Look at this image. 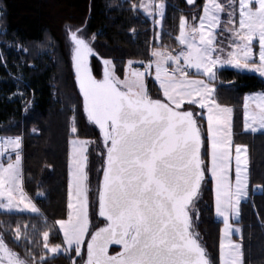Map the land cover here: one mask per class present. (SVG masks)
Segmentation results:
<instances>
[{
  "label": "snow or ice",
  "instance_id": "obj_1",
  "mask_svg": "<svg viewBox=\"0 0 264 264\" xmlns=\"http://www.w3.org/2000/svg\"><path fill=\"white\" fill-rule=\"evenodd\" d=\"M194 3L186 0L188 5ZM139 7L150 17L158 13L160 21L164 18L163 0L155 7ZM225 12L227 19L222 20ZM189 24V18L182 16L175 38L181 47L175 54L154 48V61L144 72L129 61L123 78L112 61L105 60L102 79L93 75L90 66L95 55L91 43L79 34L81 29H69L83 111L102 133L98 212L107 224L89 236L90 142L73 139L67 216L55 222L63 233V247L50 246L45 230L43 250H25L22 258L0 236V264H50L48 252H63L69 264H77L72 254L83 259L86 239L84 264H213L195 228L197 204L209 172L215 183V212L224 224L219 262L243 264V246L230 237L233 231H242L231 220L239 219L241 202L250 195L248 159L243 155L247 149L233 147V109L218 102L216 84L220 69L228 66L264 77V0H230L227 5L207 0L202 15L192 16ZM153 73L161 92L156 98L146 85ZM247 99L255 109L248 111L245 104V130H264V94ZM205 111L210 167L201 156L205 140L199 121ZM71 131L78 129L73 126ZM21 150V137L0 138V209L39 214L23 191ZM13 235L16 241L21 239L20 225ZM111 245L120 246L116 255H109Z\"/></svg>",
  "mask_w": 264,
  "mask_h": 264
},
{
  "label": "trees",
  "instance_id": "obj_2",
  "mask_svg": "<svg viewBox=\"0 0 264 264\" xmlns=\"http://www.w3.org/2000/svg\"><path fill=\"white\" fill-rule=\"evenodd\" d=\"M143 1L0 0V136L22 138L24 187L42 212H0L1 231L23 256L25 250L37 251L42 246L45 230H49L50 246L61 243L55 222L66 218L68 211L73 119L77 137L92 141L91 149L97 157L102 140L88 121L74 85L69 59L71 31L81 29L99 63L112 61L121 75L128 61L141 70L151 60L154 48L178 51L181 46L175 38L181 17L191 20L192 16L202 15L207 0H197L192 6L184 0H166L164 18L157 25L139 9ZM132 4L138 7L133 10ZM16 45L25 51L17 50ZM93 65L97 75V63ZM218 75V102L233 109V143L246 146L248 152L250 195L241 202L238 221L242 227L243 264H264V132L243 131L244 98L248 92L264 89V83L256 76L231 69H220ZM146 85L153 98L161 96L152 77L147 78ZM199 126L205 140L202 157L210 167V141L204 117ZM94 164L97 180L101 159ZM203 185L195 228L213 264H220L222 223L215 216L214 182L209 173ZM104 224L92 214L89 236ZM17 225L22 229L19 241L13 235ZM24 225L28 227L25 229ZM87 242L88 239L86 245ZM85 251L86 248L77 264L83 262ZM58 259L69 264L64 254L48 260L52 264Z\"/></svg>",
  "mask_w": 264,
  "mask_h": 264
},
{
  "label": "rangeland",
  "instance_id": "obj_3",
  "mask_svg": "<svg viewBox=\"0 0 264 264\" xmlns=\"http://www.w3.org/2000/svg\"><path fill=\"white\" fill-rule=\"evenodd\" d=\"M159 2H161V0H144L143 2H142V4L143 5H145V6H148V5H151L152 7H155V5L156 4H158ZM166 2V0H163V3H165ZM220 2L221 3H224L225 5H227L229 2H230V0H220ZM206 3H207V1H206ZM203 8V7H202ZM139 9H141L143 12H145V10H144V8H139ZM151 10V9H150ZM146 13V15H148L147 14V12H145ZM149 16V15H148ZM237 16H238V12H237ZM150 17V16H149ZM151 18V20L153 21V23H154V25L156 24H158L157 23V21H160V17H159V15H158V13L157 14H154V17H150ZM221 19L222 20H226L227 19V12H225V13H223V14H221ZM189 22H190V24H189V26H191V20L189 19ZM83 38H86L85 36H84V34H82V33H79ZM221 38H223V37H221ZM71 43V44H70ZM17 47V50H19V51H22V52H24L25 50L22 48V47H20V46H18V45H16ZM69 47H70V63H71V70H72V75H73V72H74V70H73V66H74V62H73V59H72V55H73V52H74V46L72 45V42H71V37H70V39H69ZM157 49H159V48H157ZM258 49V40L257 41H254V50H257ZM162 50V49H161ZM164 51H168V50H164ZM168 52H172V51H168ZM173 54H175V52H172ZM96 55V54H95ZM97 56V55H96ZM93 60H94V58H92ZM150 61H154V57H152L151 58V60ZM257 61H258V57H257ZM93 62H96L97 63V66H98V68H97V78H99V76L101 75V71H102V66H101V63H99V61H96V60H94ZM129 62V61H128ZM128 62H127V64L125 65V69H124V73H127V71L129 70L128 69ZM133 62V61H132ZM139 64V63H138ZM143 65H147V64H143ZM94 66V65H93ZM155 65L153 64V67H154ZM133 67H136V68H138L139 70H140V68L137 66V64H135L134 62H133ZM174 67V65H171V66H169V71H171V69ZM222 69H231V70H236V69H234V68H231L230 66H228V67H225V68H222ZM141 71V70H140ZM237 71V70H236ZM142 72V71H141ZM239 72H242V73H246V74H249V75H253V76H256V77H258L259 79H261V81L264 83V77H262V76H260V74L258 73V72H252V71H247V70H245V71H239ZM117 73V72H116ZM117 75H119V74H117ZM149 77H152L153 79H154V73H153V75L152 76H149ZM148 77V78H149ZM121 78H123V76L121 77ZM73 80H74V76H73ZM155 81V80H154ZM74 85H75V83H74ZM75 88H76V86H75ZM76 91H77V89H76ZM78 93V92H77ZM260 94H264V89H259V90H256V91H251V92H248L247 94H246V96H245V98H244V106H243V131L244 132H247V133H252V134H258V133H261V132H264V130H260V131H257V132H255V133H253L250 129L249 130H245V112H246V109H245V104L247 103L248 105H249V108H248V111H251V110H253V109H255V104L251 101V100H248L247 98L248 97H254V96H257V95H260ZM81 100V99H80ZM81 105H82V103H81ZM89 121V120H88ZM90 122V121H89ZM91 124H92V122H90ZM73 126H75V127H77V125H76V123H75V121H74V119H73ZM72 126V127H73ZM95 126V125H94ZM253 126H255V125H253ZM96 127V126H95ZM97 128V127H96ZM97 131H98V133H99V135H100V132H99V130L97 129ZM71 135H72V137H71V139H70V163H69V182H68V202H69V191H70V189H69V185H70V183H71V149H72V145H71V141L73 140V139H80V138H78L77 137V133H73L72 131H71ZM0 138H7V137H3V136H0ZM82 140H84V139H82ZM91 146H93V142L92 141H90V148H89V165H88V169H87V171H88V174H89V181H88V184H89V189H90V191H89V201H90V207H89V214H90V225H91V215L92 214H94L95 213V215H96V217H97V205H98V192H99V184H100V178H101V165L98 167V179L97 180H95V170H94V167H92V166H95V164H94V162H98L100 159H101V157H100V155H99V153H98V157H97V155H95L94 154V149L92 148L91 149ZM14 155V154H13ZM21 155H22V187H23V191H24V193L26 194V196L28 197V198H30L31 200H32V202L33 203H35L36 204V206H37V208L40 210V212H39V214H33V213H30V212H27V211H25L23 214H31V215H40L42 212H41V209H40V207L38 206V204L34 201V199L28 194V192L26 191V189H25V187H24V183H23V142H22V150H21ZM243 155H245L246 157H247V159H248V154H247V151H246V153H244ZM5 159H6V157H5ZM96 160V161H95ZM92 161V163H90ZM209 161H210V158H209ZM209 174H210V172H209ZM233 176H234V161H233ZM97 178V177H96ZM214 193H215V185H214ZM94 205V209L92 208V206ZM21 207H23V205H21ZM91 211H92V213H91ZM0 212L1 213H21V212H19L18 210H12L11 212H9V211H7V210H3V209H0ZM215 216H216V213H215ZM98 218V217H97ZM216 218H217V216H216ZM218 219V218H217ZM219 220V219H218ZM102 221V220H101ZM220 221V220H219ZM238 221H239V219H238ZM102 222H104V221H102ZM222 223V222H221ZM239 223V222H238ZM222 226H223V223H222ZM222 226H221V229H222ZM55 229H56V233H57V235L60 237V240H61V243H60V245L63 247V244H62V240H63V233H62V231H60V230H58L59 229V226H58V224H56L55 223ZM90 229H91V227H89V232H90ZM241 229H242V227H241ZM0 235L1 236H3L4 237V239H5V242H6V244L9 246V248L12 250V251H14V252H16L17 254H19L22 258L24 257L23 256V254L21 253V252H19V251H17V250H15V249H13V247L7 242V240H6V238H5V236H4V233L1 231V229H0ZM242 236V235H241ZM241 238V237H240ZM240 238L239 239H237L239 242H240ZM86 241H87V239L85 240V248H86ZM241 243V242H240ZM74 247V246H73ZM41 250H43L41 247L40 248H38L37 249V251H41ZM83 251H84V249H83ZM86 252V251H85ZM61 254H64L63 252H61V253H58V254H52V253H50V252H48L47 253V256H46V258L47 259H50V258H57V257H59ZM64 255H66V259L68 260V263H69V259H68V256H67V254H64ZM85 255H86V253H85ZM78 258H80V256H76L75 255V253H73L72 254V259L73 260H77ZM84 260H85V258H84ZM84 260H83V262L81 263V264H84ZM59 261V262H58ZM58 261L57 260H54V261H52V262H54V263H52V264H65L64 263V260L63 259H58Z\"/></svg>",
  "mask_w": 264,
  "mask_h": 264
},
{
  "label": "water",
  "instance_id": "obj_4",
  "mask_svg": "<svg viewBox=\"0 0 264 264\" xmlns=\"http://www.w3.org/2000/svg\"><path fill=\"white\" fill-rule=\"evenodd\" d=\"M185 2H186V0H184ZM196 1L197 0H195V3H196ZM194 3V4H195ZM193 4V5H194ZM189 6H192V5H189ZM90 66H91V68H92V71H93V75L97 78V76L95 75V72H94V67H93V60H92V58H90ZM73 70H74V66H73ZM73 76H74V83H75V86H76V89H77V92H78V95H79V97H80V99H81V103H82V107H83V97H82V94L79 92V88H78V83H77V81H76V79H75V70H74V72H73ZM97 79H102V76L101 77H99V78H97ZM86 114V113H85ZM91 122V121H90ZM97 127V129L99 130V132H100V137H101V139H102V133H101V131H100V129H99V127L98 126H96ZM204 147V146H203ZM203 155V148H202V150H201V156ZM202 159H203V157H202ZM207 176V175H206ZM206 179V178H205ZM204 183V182H203ZM102 187V175H101V178H100V184H99V190H100V188ZM99 193V192H98ZM97 217H98V219L99 220H102V221H104V225L103 226H101V227H99V228H102V227H105L106 226V224H107V222L104 220V218L103 217H100L99 216V212H98V205H97ZM98 228V229H99ZM98 229H96V230H98ZM95 232V231H94ZM94 232L92 233V234H94ZM91 234V235H92ZM1 236V235H0ZM88 242H89V240H88ZM87 242V243H88ZM203 246V245H202ZM204 248H205V246H203ZM206 249V248H205ZM114 250H117V252L120 250V246L119 245H111L110 247H109V255H116L117 254V252H113ZM206 252H207V254H208V256H209V253H208V251H207V249H206ZM85 259H86V255H85Z\"/></svg>",
  "mask_w": 264,
  "mask_h": 264
},
{
  "label": "crops",
  "instance_id": "obj_5",
  "mask_svg": "<svg viewBox=\"0 0 264 264\" xmlns=\"http://www.w3.org/2000/svg\"><path fill=\"white\" fill-rule=\"evenodd\" d=\"M206 5V3L203 5V7ZM172 70V69H171ZM155 83H156V85H157V87H158V82H156L155 81ZM159 88V87H158ZM204 119H205V121H206V111H205V114H204ZM206 125H207V121H206ZM232 136H233V116H232ZM210 141V140H209ZM233 147H235V145H234V143H233ZM247 149V148H246ZM247 154H248V152H247ZM233 161H234V159H233ZM249 168V167H248ZM214 182V181H213ZM214 185H215V183H214ZM243 201V200H242ZM216 213V212H215ZM217 216V215H216ZM217 218L223 223V218L222 217H219V216H217ZM231 223L233 224V227L234 228H240L241 229V226L239 225V223H238V219H236V218H233L232 220H231ZM242 230V229H241ZM223 231H224V224H223V226H222V229H221V234H220V243H221V241L224 239V236H223ZM241 235H242V231L241 232H235V231H233V233H232V235H231V237H230V239L233 241V242H236V243H240L237 239H239L240 237H241ZM243 253V252H242ZM242 259H243V255H242Z\"/></svg>",
  "mask_w": 264,
  "mask_h": 264
},
{
  "label": "flooded vegetation",
  "instance_id": "obj_6",
  "mask_svg": "<svg viewBox=\"0 0 264 264\" xmlns=\"http://www.w3.org/2000/svg\"><path fill=\"white\" fill-rule=\"evenodd\" d=\"M90 58H94V60L99 61V58H98L96 55H94V56H92V57H90ZM92 60H93V59H92ZM94 60H93V61H94ZM100 63H101V66H102V71H101V75H100L99 77L102 76V78H103V71H104L105 65H104V62H102V61H100Z\"/></svg>",
  "mask_w": 264,
  "mask_h": 264
},
{
  "label": "built area",
  "instance_id": "obj_7",
  "mask_svg": "<svg viewBox=\"0 0 264 264\" xmlns=\"http://www.w3.org/2000/svg\"><path fill=\"white\" fill-rule=\"evenodd\" d=\"M141 70L144 72L146 70V66H143Z\"/></svg>",
  "mask_w": 264,
  "mask_h": 264
}]
</instances>
